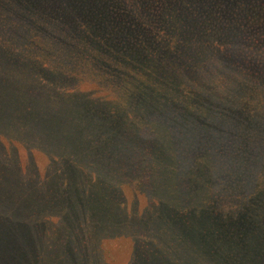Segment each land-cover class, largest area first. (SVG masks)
Segmentation results:
<instances>
[{
  "label": "rangeland",
  "instance_id": "1",
  "mask_svg": "<svg viewBox=\"0 0 264 264\" xmlns=\"http://www.w3.org/2000/svg\"><path fill=\"white\" fill-rule=\"evenodd\" d=\"M209 55L195 70L201 72L196 81L209 80L211 95L226 92L236 100L227 106L230 113L237 109L236 123L229 113L225 124L218 121L233 129V140L226 132L221 145L255 142L247 122L255 111L264 128V24ZM144 72L141 65L126 76L123 91L78 75L77 84L96 96L98 107L71 115L49 114L32 91L33 107L23 111L15 88L0 87V174L7 182L0 184V264H264L257 249L264 241V180L258 179L264 149L248 177L238 160L236 169L224 167L227 180L219 179L208 129L193 136L172 108L158 114L143 99L131 100L127 92L139 87ZM18 115L24 119L19 130ZM143 123L151 127L141 132L144 140L134 133ZM31 178L66 184L63 192H26ZM108 178L121 180L118 192L104 189ZM119 180H108V187ZM228 198L237 205L228 207ZM57 216L63 226H55ZM60 227L77 229L66 228L75 241L66 257L48 254V245L60 241L54 230Z\"/></svg>",
  "mask_w": 264,
  "mask_h": 264
},
{
  "label": "trees",
  "instance_id": "2",
  "mask_svg": "<svg viewBox=\"0 0 264 264\" xmlns=\"http://www.w3.org/2000/svg\"><path fill=\"white\" fill-rule=\"evenodd\" d=\"M263 24L264 0H0V87L15 88L23 111L33 107L32 91L39 94L38 105L49 114L71 115L98 107L96 96L83 90V83L77 84L78 75L84 76V83L93 80L123 91L122 80L142 65L145 72L139 87L127 92L131 100L143 99L144 105L153 106L158 114L172 108L174 118L183 127L190 125L193 136L208 129L213 136L210 159L218 162L217 177L227 180L226 173L222 174L224 167L236 169L238 160L248 177L252 161L264 149V128L257 126L258 114L248 110L252 116L247 128L255 129V142L223 147L220 142L226 132L230 134L227 139L233 140V129L221 125L230 116L226 113L234 118L233 123L238 120L237 109L232 113L227 110L236 100L226 92L211 95L215 88L209 87V80L196 81V74L201 72L195 70L204 65L209 54L222 51L237 36ZM95 82L92 84L97 87ZM23 121L20 115L16 117L18 130L23 128ZM146 125L134 131L142 140L146 136L141 132L151 128ZM194 148L187 150L192 153ZM82 157L89 159L86 153ZM211 178L215 181V176ZM258 179L264 180L263 169ZM108 180L119 179L102 180L107 192H118L121 180L114 188L108 187ZM2 183L7 182L0 174ZM62 184H66L63 178H31L23 190L63 192ZM231 185L226 184L224 191L230 192ZM212 189L218 191L215 182ZM231 202L237 205L232 199L228 207ZM188 204H180L184 215L189 211ZM57 218L55 226H63L61 217ZM66 228H54L60 233V241L48 245L49 255L71 254L75 241H71L73 234ZM257 249L264 258V241Z\"/></svg>",
  "mask_w": 264,
  "mask_h": 264
}]
</instances>
